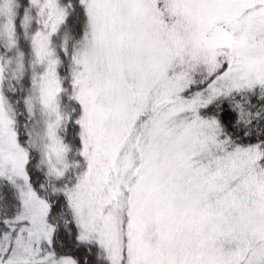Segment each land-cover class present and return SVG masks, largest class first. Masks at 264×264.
<instances>
[{"label":"snow or ice","instance_id":"1","mask_svg":"<svg viewBox=\"0 0 264 264\" xmlns=\"http://www.w3.org/2000/svg\"><path fill=\"white\" fill-rule=\"evenodd\" d=\"M0 264H264V0H0Z\"/></svg>","mask_w":264,"mask_h":264}]
</instances>
